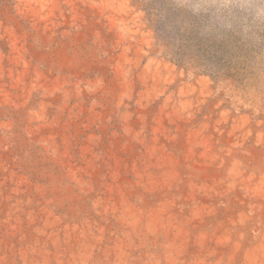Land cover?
<instances>
[{
    "label": "rangeland",
    "instance_id": "rangeland-1",
    "mask_svg": "<svg viewBox=\"0 0 264 264\" xmlns=\"http://www.w3.org/2000/svg\"><path fill=\"white\" fill-rule=\"evenodd\" d=\"M0 264H264V26L0 0Z\"/></svg>",
    "mask_w": 264,
    "mask_h": 264
},
{
    "label": "clouds",
    "instance_id": "clouds-1",
    "mask_svg": "<svg viewBox=\"0 0 264 264\" xmlns=\"http://www.w3.org/2000/svg\"><path fill=\"white\" fill-rule=\"evenodd\" d=\"M196 13H210L217 31L242 29L247 36L252 28L264 26V0H182ZM253 39L259 37L254 33Z\"/></svg>",
    "mask_w": 264,
    "mask_h": 264
},
{
    "label": "trees",
    "instance_id": "trees-1",
    "mask_svg": "<svg viewBox=\"0 0 264 264\" xmlns=\"http://www.w3.org/2000/svg\"><path fill=\"white\" fill-rule=\"evenodd\" d=\"M163 44L166 46V44H165V43H163ZM177 60H179V61H180L181 59H180V58H178Z\"/></svg>",
    "mask_w": 264,
    "mask_h": 264
}]
</instances>
